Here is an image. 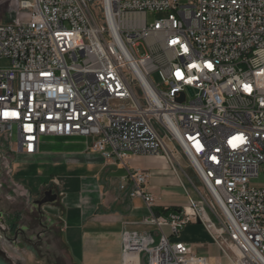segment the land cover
Instances as JSON below:
<instances>
[{"label": "built area", "instance_id": "1", "mask_svg": "<svg viewBox=\"0 0 264 264\" xmlns=\"http://www.w3.org/2000/svg\"><path fill=\"white\" fill-rule=\"evenodd\" d=\"M0 61V138L15 130L16 152L90 139L126 171L121 190L143 201L155 234L123 233L122 264H211L170 241L192 223L229 264H264V186L251 185L264 173V0H0ZM166 139L208 197L188 193L164 216L128 162L174 168Z\"/></svg>", "mask_w": 264, "mask_h": 264}, {"label": "crops", "instance_id": "2", "mask_svg": "<svg viewBox=\"0 0 264 264\" xmlns=\"http://www.w3.org/2000/svg\"><path fill=\"white\" fill-rule=\"evenodd\" d=\"M52 138L44 137L38 152L30 156L16 152V144L13 147L9 145L13 153L12 173L23 174L30 181L38 180V191L44 186L55 190L58 195L56 204L48 206V212L43 211L50 219L60 221L61 242L72 264H122L123 233L155 234L153 227L142 222L147 215L143 201L130 198L129 189L121 190L126 171L92 152L86 139L59 138L64 142L54 145ZM16 154H20L18 159ZM149 159L156 158H134L130 165L144 169L147 180L152 171L175 172L182 186L175 167L168 164L149 166ZM62 164L67 166L65 173L50 174ZM146 188L155 198L154 211L157 215L167 216L180 208L172 202L163 203L159 192L148 182ZM164 233L171 237L168 228ZM170 241L190 246L195 255L209 258L211 264H229L199 223L188 224ZM136 264H146L145 256L140 255Z\"/></svg>", "mask_w": 264, "mask_h": 264}, {"label": "rangeland", "instance_id": "3", "mask_svg": "<svg viewBox=\"0 0 264 264\" xmlns=\"http://www.w3.org/2000/svg\"><path fill=\"white\" fill-rule=\"evenodd\" d=\"M164 16L165 14L148 12L146 20L152 22ZM136 50L139 55L145 53L142 47ZM7 65L8 63L6 61H0V67ZM153 80L156 84L160 82L157 74L153 75ZM51 140L54 145H60L64 142V140L59 138H52ZM86 141L89 144L92 143L90 139H86ZM16 143L17 135L15 130L12 132L9 143L4 138H0V214L7 224L15 223L20 227H25L27 229L26 236H32V241L28 244L24 240H21L20 247L17 251L7 247L2 251L6 258L10 260L11 264H72L61 242L59 232L60 221L50 219L51 217L43 211H47L50 205L44 206V209L42 208V212L45 214L43 218L32 209L31 200L33 201L35 198H38L49 187L44 186L38 191V180L30 181L23 174L17 172L15 174L12 173L11 161L13 153L10 151L9 145L13 147ZM165 143L172 164L178 172L179 178L183 182L186 190L181 186L175 172L167 171H152L147 180L149 186L159 192L158 194L163 203L172 202L180 208L189 204L188 193L194 201L198 200L200 195L208 197L201 181L191 169L181 150L174 143L168 142L167 139ZM19 155H15L17 159ZM160 159H149L152 161H149V166H166L164 159ZM60 166L54 171L51 170L50 174L65 173L67 166L63 164ZM113 169L114 171L117 170L115 168ZM119 169L121 170L122 168ZM119 173L123 172L120 171ZM251 185L254 187H263L264 173L261 172L258 178L253 179ZM41 224L46 225L47 230L40 239H37L36 234L43 230ZM163 231L166 232V228H163Z\"/></svg>", "mask_w": 264, "mask_h": 264}, {"label": "flooded vegetation", "instance_id": "4", "mask_svg": "<svg viewBox=\"0 0 264 264\" xmlns=\"http://www.w3.org/2000/svg\"><path fill=\"white\" fill-rule=\"evenodd\" d=\"M47 190H52L53 193H56L54 189L48 188L42 192V194L35 198L32 202V209L41 217H44V213L42 212V206L38 209L37 205L34 203L36 200H41L43 198V193ZM19 219V216H18ZM43 230L36 234V238L40 239L42 235L47 230L46 225L41 224ZM27 229L25 227H20L19 225L14 224H7L4 220L3 216L0 214V252L4 254L2 251L5 247L10 248L12 250L17 251L20 247L21 240H24L28 244L32 241V236H26ZM5 255V254H4Z\"/></svg>", "mask_w": 264, "mask_h": 264}, {"label": "water", "instance_id": "5", "mask_svg": "<svg viewBox=\"0 0 264 264\" xmlns=\"http://www.w3.org/2000/svg\"><path fill=\"white\" fill-rule=\"evenodd\" d=\"M57 199L58 195L56 193H53L52 190H47L43 193V198L41 200H36L34 203L37 205L38 209H40L42 206L56 203ZM176 212L178 213L179 211L176 210ZM0 264H11L10 260H8L2 252H0Z\"/></svg>", "mask_w": 264, "mask_h": 264}, {"label": "bare ground", "instance_id": "6", "mask_svg": "<svg viewBox=\"0 0 264 264\" xmlns=\"http://www.w3.org/2000/svg\"><path fill=\"white\" fill-rule=\"evenodd\" d=\"M128 165L130 166V162H128ZM126 264H136V258H134L133 256L127 257L126 258Z\"/></svg>", "mask_w": 264, "mask_h": 264}, {"label": "snow or ice", "instance_id": "7", "mask_svg": "<svg viewBox=\"0 0 264 264\" xmlns=\"http://www.w3.org/2000/svg\"><path fill=\"white\" fill-rule=\"evenodd\" d=\"M7 115V114H6Z\"/></svg>", "mask_w": 264, "mask_h": 264}]
</instances>
